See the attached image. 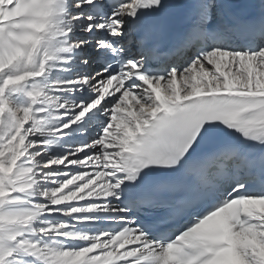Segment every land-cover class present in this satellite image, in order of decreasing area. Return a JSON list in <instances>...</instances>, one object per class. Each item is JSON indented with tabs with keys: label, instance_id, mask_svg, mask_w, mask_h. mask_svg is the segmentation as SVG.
Instances as JSON below:
<instances>
[{
	"label": "snow or ice",
	"instance_id": "6c2138e0",
	"mask_svg": "<svg viewBox=\"0 0 264 264\" xmlns=\"http://www.w3.org/2000/svg\"><path fill=\"white\" fill-rule=\"evenodd\" d=\"M0 264H264V0H0Z\"/></svg>",
	"mask_w": 264,
	"mask_h": 264
}]
</instances>
